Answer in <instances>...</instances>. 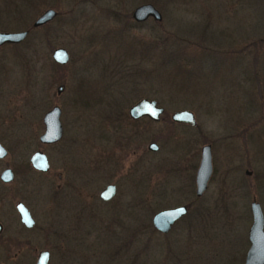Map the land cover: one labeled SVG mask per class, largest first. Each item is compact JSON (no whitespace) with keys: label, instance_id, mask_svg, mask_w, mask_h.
I'll use <instances>...</instances> for the list:
<instances>
[{"label":"rangeland","instance_id":"374dc122","mask_svg":"<svg viewBox=\"0 0 264 264\" xmlns=\"http://www.w3.org/2000/svg\"><path fill=\"white\" fill-rule=\"evenodd\" d=\"M141 3L161 19L135 23L130 13ZM47 8L56 15L32 27ZM24 29L21 42L0 45V140L7 150L0 170L14 173L0 184V212H15L21 200L38 224L52 222L48 264H82L63 259L65 231L72 240L82 234L85 264H241L252 198L264 229V0H0V31ZM56 47L68 52L66 64L51 59ZM176 66L190 85L173 96L160 81ZM86 84L93 98L80 105L74 97ZM143 97L163 108L146 131L125 116ZM54 104L62 134L38 146L49 164L40 174L22 161ZM181 109L193 113V125L170 120ZM203 144L211 146L212 172L195 198ZM108 182L115 196L100 203L97 193ZM51 185L62 194L81 187L85 212H64L66 198L51 199ZM188 202L166 234L151 228L153 213Z\"/></svg>","mask_w":264,"mask_h":264},{"label":"water","instance_id":"95a60500","mask_svg":"<svg viewBox=\"0 0 264 264\" xmlns=\"http://www.w3.org/2000/svg\"><path fill=\"white\" fill-rule=\"evenodd\" d=\"M55 15L56 12L53 9L47 8L34 19L31 25L32 27L41 26L50 21ZM131 17L135 21H142L147 17H151L154 21H159L161 19V14L151 3H142L132 10ZM27 33V29L12 32L0 31V45L5 43H19L26 37ZM68 58V52L63 47H56L51 52V59L56 64L64 65L68 61ZM61 89V85L57 86L56 92L59 93ZM162 111L163 108L161 106H158L155 100L145 98L139 99L128 108V114L131 118H137L144 115L149 117L153 121H157L159 119V114ZM59 116L60 108L56 104L49 107L42 114L41 122L43 124V131L38 136V139L41 143H53L60 139L62 134V127ZM170 118L172 121H185L189 125L194 124L193 113L187 109L174 111L171 114ZM157 148V144L154 142H150L147 145V149L150 151H156ZM5 154L6 150L0 144V158L4 157ZM29 162L32 168L36 170L42 172L47 170L45 155L39 150L33 152L30 155ZM211 171L212 165L210 145L203 144L199 149V159L194 174V193L196 196H200L206 189ZM0 177L4 181L9 180L11 178L10 169H3L0 173ZM113 192L114 186L108 184L99 192V197L102 199H109L112 196ZM15 208L17 212H20L22 220L27 222V225H30L31 221L28 217V210L21 203H17ZM181 209L183 211H180ZM249 210L251 215V222L248 228L249 246L244 261L241 264H264L263 214L260 205L255 200V198H252V200L250 201ZM185 214L186 207L184 205L161 209L152 214L150 223L154 230L160 233H166L174 224V222ZM46 261V252L42 250L39 252L35 264H45Z\"/></svg>","mask_w":264,"mask_h":264},{"label":"flooded vegetation","instance_id":"af4514ba","mask_svg":"<svg viewBox=\"0 0 264 264\" xmlns=\"http://www.w3.org/2000/svg\"><path fill=\"white\" fill-rule=\"evenodd\" d=\"M131 13H132V11H131ZM131 13H130V17H131ZM148 18L149 17L145 18L142 21H135L133 18H132V20L135 23H142ZM139 99H141V98H139ZM145 99H147V98H145ZM138 100H136V101H138ZM135 102L130 104L129 107L131 105H133ZM125 116L127 119H129V121H131L135 125L138 124V125L143 126L144 127L143 129H145V131H146L147 125L149 123H155V122H158L161 120L159 117V119L157 121H153L149 117L144 116V115L139 116L137 118H131L128 114V109H127V113ZM59 119H60V116H59ZM170 120H171V118H170ZM172 122L178 123V124H188L185 121H180V122L172 121ZM114 126H115V123H114ZM61 127H62V125H61ZM39 134H37V133L34 134L36 137V141H35V145H34V150L30 153V155L37 150L41 151L38 148V146L53 145L59 141L58 140V141L53 142V143H41L38 139ZM0 144L3 146L1 140H0ZM147 145H148V143H147ZM147 145H146V148H147ZM157 147H158V145H157ZM5 150H6V148H5ZM210 152H211V146H210ZM6 155H7V150H6L5 156L0 158V160L5 158ZM30 155L28 156L27 161H22L23 168H25V167L28 169L31 168L32 171H34L36 173H40V174L47 173L49 170V164H48L45 153H44V155H45L46 162H47V170L44 172L32 168V166L29 162ZM211 165H212V163H211ZM5 168L10 169L11 178L7 181H4L0 177V184L2 186L8 185L14 179V173L9 166L3 167L0 170V173ZM196 168H197V165H196ZM196 168H195V170H196ZM194 174H195V171H194ZM56 178L60 179V174H57ZM108 184H111L114 186V192L109 199H102L99 197V192ZM51 186H52V188H51L52 190H51V194H50L51 199H55V197L58 198L59 196H63L64 200L66 198L65 203H64L66 205V208H64V212H85V201L86 200H84L85 194L83 193V191L80 190L81 187L74 189L70 186L69 189H72V190H69V191L65 192L64 194H62V193H59V188L55 187L54 185H51ZM193 186H194V180H193ZM22 187H23L22 185L19 187L17 186L14 189V191H16V192L17 191H23ZM101 190L97 193V199L100 203H106V202H109L115 196L116 186L113 182H108L101 188ZM205 190H204V192H205ZM193 194H194L195 198L199 197V196L195 195L194 189H193ZM3 195H4V193H3ZM67 197H69V199H71L70 202H69ZM17 203H21L28 210V212H27L28 217H29V220L31 221L30 225H27L26 224L27 222L22 220L20 212H17V210L15 208ZM182 205H184L186 207V212H188L190 210V207H191V202H188V203H185ZM13 207H14L15 212H0V264H35L37 261L38 254L42 250H44L46 252L47 261L45 264H48L49 258L52 256V253H54L53 249L55 246L54 245V243H55L54 231L55 230L53 228L52 222L47 220L46 225L38 224L40 219L37 216L36 212H30V209L21 200H15ZM181 218H182V216L179 219H181ZM179 219H177L176 221H178ZM250 219H251V217H250ZM166 233H162V234H166ZM81 238H82V234H80L78 236V238H76L77 240H75V237L73 236V240H72V237H70V234L66 231L64 232L63 242H64L65 246H64V252H63V256H64L63 259L67 260L68 262L75 259L74 262L78 261V262H82V264L86 263V260H85L86 246H85L83 240L80 241ZM248 246H249V240H248V230H247V247L245 248V251L242 253L241 262L244 261ZM70 263H72V262H70Z\"/></svg>","mask_w":264,"mask_h":264},{"label":"trees","instance_id":"16d2710c","mask_svg":"<svg viewBox=\"0 0 264 264\" xmlns=\"http://www.w3.org/2000/svg\"><path fill=\"white\" fill-rule=\"evenodd\" d=\"M260 41L262 42V40H258V42H260ZM180 71H181L180 68L176 66V67H174V71H172V73L175 74L173 76L174 78L169 73L168 74H165V76L163 75L161 77L162 78V81H160V87H161L162 91H164L167 94H173V96H174L175 94H178L177 93V90H184V85H190V83H184L183 82V79H181V74L183 75V78H184V76H186V72L182 73ZM179 73H181V74H179ZM177 76L180 77V80L177 79ZM175 82L176 83H180L178 85V87L177 86H175V87L173 86L172 87L171 83H175ZM86 86H87V84H86ZM80 89L83 90V92L82 91L80 93L79 92H76L77 95H78V97L76 95L74 97V99H75L76 103H78L80 105H84V101L85 100L87 101L88 99H92L93 98L92 97L93 93L91 92V90H90L89 87L86 88V89H83L82 87H80ZM189 89H193V87L192 86H189L188 87V90Z\"/></svg>","mask_w":264,"mask_h":264},{"label":"snow or ice","instance_id":"6c2138e0","mask_svg":"<svg viewBox=\"0 0 264 264\" xmlns=\"http://www.w3.org/2000/svg\"><path fill=\"white\" fill-rule=\"evenodd\" d=\"M180 211H183V210L181 209ZM28 222H30V221H28Z\"/></svg>","mask_w":264,"mask_h":264}]
</instances>
